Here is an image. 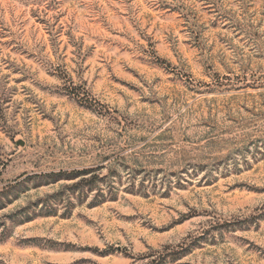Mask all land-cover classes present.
<instances>
[{
	"label": "rangeland",
	"instance_id": "1",
	"mask_svg": "<svg viewBox=\"0 0 264 264\" xmlns=\"http://www.w3.org/2000/svg\"><path fill=\"white\" fill-rule=\"evenodd\" d=\"M0 264H264V0H0Z\"/></svg>",
	"mask_w": 264,
	"mask_h": 264
},
{
	"label": "trees",
	"instance_id": "2",
	"mask_svg": "<svg viewBox=\"0 0 264 264\" xmlns=\"http://www.w3.org/2000/svg\"><path fill=\"white\" fill-rule=\"evenodd\" d=\"M35 177L39 178L40 182L45 181L47 183L59 181L61 179L60 177H65L67 180H71L69 185L66 184L65 186L59 188L55 196L67 194L69 197L79 196L86 198L91 192L96 190L95 187L98 185V176L91 168L78 169L69 172L43 174Z\"/></svg>",
	"mask_w": 264,
	"mask_h": 264
},
{
	"label": "water",
	"instance_id": "3",
	"mask_svg": "<svg viewBox=\"0 0 264 264\" xmlns=\"http://www.w3.org/2000/svg\"><path fill=\"white\" fill-rule=\"evenodd\" d=\"M15 144H16L17 146H23V142H22L21 140H17V141L15 142Z\"/></svg>",
	"mask_w": 264,
	"mask_h": 264
}]
</instances>
